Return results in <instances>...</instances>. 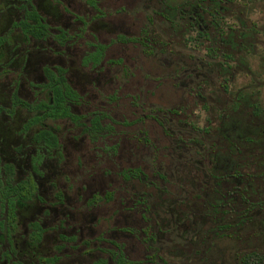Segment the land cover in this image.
Here are the masks:
<instances>
[{
  "label": "rangeland",
  "instance_id": "rangeland-1",
  "mask_svg": "<svg viewBox=\"0 0 264 264\" xmlns=\"http://www.w3.org/2000/svg\"><path fill=\"white\" fill-rule=\"evenodd\" d=\"M52 1L58 4L35 3L51 25H62L72 35L58 49L69 69L67 79L81 96L72 111L82 117L73 123L66 118L48 123L59 126L63 143L62 156H57L59 183L67 201L76 206L73 217L90 226L84 238L94 241L89 244L94 248L91 254L82 251L87 245L72 253L80 254L84 264L99 258L114 264L113 252L120 244L132 264H237L238 251L264 252V206L252 208L243 222L234 216L216 219L205 211L212 208L210 200L216 194L211 189L220 174L205 172L207 166L215 170L216 160L212 155L214 162L208 163L203 152L209 140L222 136L220 113L224 106L230 109L237 89L264 106V0H224L228 9L215 13L223 33L238 27L248 31L250 26L253 31L239 50L232 51L225 72L228 80L219 71V62L226 65L221 51L211 55L207 50L216 49L215 28H209L207 38L193 26L187 33L184 19L173 26L161 16L159 11L174 10L182 0H95L97 7L93 0L92 7L89 0ZM18 13L0 12V30ZM32 27L34 34L47 32L38 23ZM120 35L138 39L120 40ZM63 38V33L57 35L59 42ZM96 43L104 45L102 54L93 50L87 58L97 64L83 63L84 52L93 44L100 46ZM6 98L0 91V101ZM246 104L234 114L248 117L251 107ZM26 115L19 110L14 120ZM95 117L102 128L87 129ZM8 127L0 124V132L6 133ZM217 144L211 143L209 149L219 148ZM250 168L262 170L264 164ZM195 170L199 180L207 181L194 180ZM219 184L224 187L226 182ZM261 186L257 181L251 188L253 199L260 196ZM105 191L112 192L111 198L88 202L93 192ZM225 221L229 226L220 228ZM67 247L60 243L53 249L61 252Z\"/></svg>",
  "mask_w": 264,
  "mask_h": 264
},
{
  "label": "flooded vegetation",
  "instance_id": "flooded-vegetation-1",
  "mask_svg": "<svg viewBox=\"0 0 264 264\" xmlns=\"http://www.w3.org/2000/svg\"><path fill=\"white\" fill-rule=\"evenodd\" d=\"M35 1L0 0V12L19 11L17 18L10 19L0 30V77L5 78L0 81V91L7 94L6 101H0V124H9L8 136V131L3 133L5 129L1 128L0 132V264H84L80 254L72 252L76 249L81 252V248L87 245L82 251L91 254L94 248L89 244L94 241L91 237L84 238V230L90 226L73 217L76 206L67 201L64 185L59 183L57 156H62L63 143L60 142L59 126L48 123L65 118L73 123L74 119L45 116L46 108L40 106L52 101L54 78L61 74L77 92L67 79L69 69L58 49L72 35L62 25H51ZM46 1L49 7L58 4ZM89 2L92 7L91 0ZM93 2L97 7L95 0ZM32 8L46 26L47 32L43 36L33 33L36 30L32 25L36 21L29 13ZM61 33L64 38L59 42L57 35ZM16 35L18 40L14 38ZM53 42L57 48L52 46ZM92 47L84 52L86 59L83 63L96 65L87 56L97 49L102 54L104 45L93 44ZM17 73H22L24 78ZM32 82L42 87H33ZM80 97V94L77 100L66 97L71 111L80 102ZM19 110H25L27 115L16 122L14 119ZM96 193L88 198L90 204L106 199H93ZM61 235L77 237L64 240ZM60 243L70 247L55 251L54 245ZM116 246L119 248L116 251H122L120 244ZM99 259L112 264L107 258ZM96 262L97 259L92 264Z\"/></svg>",
  "mask_w": 264,
  "mask_h": 264
},
{
  "label": "trees",
  "instance_id": "trees-1",
  "mask_svg": "<svg viewBox=\"0 0 264 264\" xmlns=\"http://www.w3.org/2000/svg\"><path fill=\"white\" fill-rule=\"evenodd\" d=\"M175 4L176 8L174 10L163 9L162 11H159L161 16H163V18L173 26L181 23L179 19H184L186 20V23H188L184 27V30L187 33L189 26H193L196 29L197 34L207 38H211L209 28H215L216 31L212 33V37L213 41L216 42V49H214L212 46V51L210 48L207 50H210L211 55L215 54L217 49L221 51L223 56L222 62H224L226 65H222V63L219 62V71L223 74L224 79H230V76H225V72L230 68L229 59H232L233 57L232 51L239 50L241 46L244 45V40L252 36V27L250 26L248 31L238 27L223 33L222 29L218 28V19L216 18L217 16L215 13H221L222 11L228 9V7L224 4V0H182L180 2H176ZM206 12H208L211 17L207 16ZM29 13L32 19L39 24V27L46 29L45 24L41 22L40 16L35 8H32ZM174 13H178V19L173 17ZM238 20L242 26L246 25L241 17H239ZM119 38L121 40L123 39L130 41L138 39L136 36L125 37L123 35H120ZM100 46L103 47L102 44H100ZM234 60L236 62V59ZM238 61H240V59ZM202 76L203 75H201V77ZM203 81H205V79H203ZM66 97L71 99L75 98V100H77L79 94L66 82L65 77L61 74L54 78L52 101L50 103L44 102L40 105L41 107L46 108L43 115L50 117H70L72 119H80L82 115L71 111L69 105L67 104ZM250 98L251 94H246L240 89L236 90V92L233 94L231 104L229 105L230 109L228 110L227 107L224 106L221 110L222 113H220V118L222 119L223 125L222 123L219 125L218 135L222 136H219L217 141L209 140L210 143L207 146H204L203 152L205 154V158L207 157V162L209 163L210 161H213L212 159H209V157L214 155L216 162H213L217 166H215V170L209 166H207V168L204 167L205 172L210 175L217 173L220 174L219 178H217V183L213 184L214 187L211 189L216 194L213 196L214 200H210L212 208L211 210H205L209 211L211 214L213 213L216 219L218 217L223 218L222 215L225 218H232L234 216L237 218L236 221L243 222L248 219L247 217L249 215H247V213L252 208H260L264 206V169L251 170L250 168L256 164H264V106H260L256 102V97L252 101ZM15 99L21 100L18 97ZM243 102L247 103L246 106L248 105L251 107L250 112L247 113L248 117L243 116L242 114H234L240 110L242 107L240 105ZM228 124H230L229 127H223L227 126ZM92 128L95 130L102 128L99 117L91 119V125L87 129ZM46 132L50 134V132ZM224 141H227L229 144L226 142L224 145ZM218 142H220L219 145L217 144ZM211 143L217 144L219 148L217 147L215 150L213 148L209 149V147H211ZM218 162L222 165L221 167L217 165ZM131 170L140 172L139 168H132L130 171ZM196 173L197 171L195 170L193 174L195 176L194 180H199L196 176ZM210 175L209 177H211ZM212 180L214 179L212 178ZM199 181L204 183L207 180ZM222 181L226 182L224 187L219 184V182ZM257 181H261L262 183L261 194L258 198L253 199L251 197V188ZM111 195L112 192L107 191L104 193V195L96 193L92 198L109 199L111 198ZM204 197L206 198V196ZM235 198H237L238 201H236L237 199ZM239 213L241 216L237 217V214ZM218 226H220V228L229 226V222L225 221ZM113 255L115 264H129L134 262L133 260L127 258L120 250L114 251ZM236 257L237 264H264V252L259 248L238 251ZM96 264L108 263L105 259H99L97 260Z\"/></svg>",
  "mask_w": 264,
  "mask_h": 264
}]
</instances>
